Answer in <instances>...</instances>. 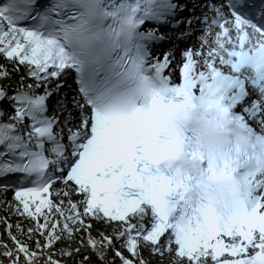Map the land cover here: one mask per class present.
Listing matches in <instances>:
<instances>
[{
	"label": "snow or ice",
	"instance_id": "snow-or-ice-1",
	"mask_svg": "<svg viewBox=\"0 0 264 264\" xmlns=\"http://www.w3.org/2000/svg\"><path fill=\"white\" fill-rule=\"evenodd\" d=\"M0 224V264H264V0H0Z\"/></svg>",
	"mask_w": 264,
	"mask_h": 264
},
{
	"label": "bare ground",
	"instance_id": "bare-ground-1",
	"mask_svg": "<svg viewBox=\"0 0 264 264\" xmlns=\"http://www.w3.org/2000/svg\"><path fill=\"white\" fill-rule=\"evenodd\" d=\"M12 219H17V217H12ZM2 228H3V225L0 224V229H2Z\"/></svg>",
	"mask_w": 264,
	"mask_h": 264
}]
</instances>
